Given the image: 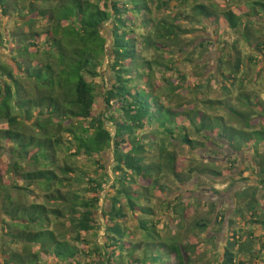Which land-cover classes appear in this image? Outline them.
<instances>
[{
    "label": "trees",
    "instance_id": "obj_1",
    "mask_svg": "<svg viewBox=\"0 0 264 264\" xmlns=\"http://www.w3.org/2000/svg\"><path fill=\"white\" fill-rule=\"evenodd\" d=\"M178 1L0 0V31H6L4 35L0 32V43H15L9 49V57L0 52V125H6L0 127V156L10 153L6 170L0 171V213L4 215L0 219V264H80L84 260L86 264H258L255 260L264 253V234L258 238L256 250L251 231L256 224L264 229V217L257 208V191L264 188V155L258 151L252 158L253 167H257V186L243 189L240 198L245 207L237 208L240 213L236 217L245 221L248 231L240 235L233 229L220 259H202L196 254L199 244L190 241V236L182 237L179 231L167 232L153 208L134 214L141 199L147 201L149 196L161 195V178L167 174L178 176L175 153L168 148L172 139L180 137L181 143L189 146L194 142L189 138L188 127L176 124L183 111L181 106L175 110L167 103L185 80L182 74H175L173 48L185 52L188 59L194 55L187 53L184 41L191 30L181 25L180 13L170 19H158L154 25L151 19L152 11L170 13L178 8L174 5ZM180 1L181 6L187 2ZM261 6L264 9V0H253L251 10ZM191 9L193 17L198 21L207 19L211 25L222 16L231 30L242 29L241 35L248 38L246 25L229 5L217 10L216 3H200ZM10 14L21 18L20 26L26 32L6 28L7 23L3 22ZM254 15L264 19L260 12ZM185 18L190 19L189 15ZM258 44L251 46L260 51L264 40L260 47ZM148 48L156 53L153 60L143 56ZM230 54L223 58V68H228L226 72L230 74L219 72L222 82L225 76L230 80L240 70L236 57ZM220 62L217 59V64ZM154 65L162 69L156 71ZM106 68L112 82L107 87L96 85L94 82ZM157 72L172 92H160L163 89L156 82ZM97 99L99 106L94 111ZM258 103L261 108L250 109L251 114L247 115H256L252 119L264 124V115L260 116L264 106L259 100ZM227 110L244 121L241 111ZM187 115L188 125L196 132L211 133L217 129L218 137L225 139L230 148L234 146L239 151L244 147L226 139L221 130L227 126H213L210 118L193 108ZM196 117H200L198 121ZM153 122L159 123L163 132L160 142L155 140L154 145L158 148V161L146 163V145L140 142L138 132ZM256 132L260 139L251 142L258 147L264 141V126ZM204 136L211 139L206 133ZM127 146L129 149L125 150ZM108 151L113 156L111 174L102 161V154ZM79 158L96 164V176L86 177L77 164ZM249 168L252 169L249 165L243 167L241 174ZM4 174H8L7 179ZM136 182L141 184L132 190L131 185ZM104 190L109 210L102 203ZM161 205L184 218L183 213L175 211L178 204L172 206L164 200ZM127 212L135 215L136 228L142 231L140 243L129 241ZM222 217L219 215L221 222ZM229 225L232 227L234 221L230 220ZM59 226L67 227L73 234L70 240L65 239V234L56 233ZM102 226L105 240L98 243L96 232ZM193 227L204 232L208 220H197ZM146 228L163 242L153 238L151 243ZM90 233L94 234L93 239H88ZM164 236L169 237L168 242ZM243 236L246 239L242 240ZM247 243L254 245L256 251L249 254L250 260L244 249ZM150 244L159 251L163 248L162 258H150ZM141 248L142 255L136 256Z\"/></svg>",
    "mask_w": 264,
    "mask_h": 264
},
{
    "label": "rangeland",
    "instance_id": "obj_2",
    "mask_svg": "<svg viewBox=\"0 0 264 264\" xmlns=\"http://www.w3.org/2000/svg\"><path fill=\"white\" fill-rule=\"evenodd\" d=\"M241 1L247 2L244 4L248 9L250 17L246 16L243 18V23L247 27L246 36L248 40L242 35L238 37V41L235 43L237 49L232 46L233 43H230L228 47L227 40H230L231 35L228 33V30H224L226 23L223 19L219 25L217 18H215L211 25L207 19L198 21V18L192 16L194 15V11L191 9L193 5L200 3L210 5L211 3H216L217 10H221V6L225 2L223 0H187L183 6H181V1L179 0L178 2H174V5H177L178 8H174L170 13L152 11L151 14L152 23L154 25L158 19H162L163 17H169L170 19L173 14L180 13L181 25L191 30L184 41L188 47L187 53L189 54L191 51L194 55L190 56L188 59L186 58L187 55L185 52L179 51L176 46L173 48L174 54L171 58L173 62H177L176 67L174 66V68H176L175 74H182L185 80L182 82L180 90L168 97L167 103L175 110L181 106L183 111L180 114L181 118L176 120V124L178 126L183 124L187 126L189 138L194 142L192 146H189L187 144H182L179 139L180 137H177L178 139H172L171 145H169L168 148L175 153V171L178 176L167 174L161 178L160 182H163L164 185L163 192H160L161 195L156 197L149 196L150 198L147 201L140 198V206L135 208L134 214L138 215L144 208H153L155 216L160 218L167 232L171 231L170 233H172L174 231H179L182 237H192L190 241L199 244L196 254H199L202 259L211 262L214 257L215 259H220L221 254L224 253L225 247L231 239L233 229L240 235H244V232L246 230L248 231V225L245 221L243 222L236 217L240 213L237 208L238 206L245 207V205H242L243 200L240 198L245 185L250 183V181H255V184L258 181L254 173L257 167L254 168L252 165V158L255 157L253 154L258 151L264 155V141H262L258 147L256 143L251 142L260 139V137H257L259 133L256 131L262 130L264 124L261 122L258 123L252 119L253 117H257L256 115H247L248 113L251 114L250 109L261 108L258 100L261 101L264 106V46H261L263 53L260 52L261 50L258 51L251 46L252 44H260L262 42L261 40H264V19H257L254 15L256 11L263 15L264 9L261 6L252 11V2H248L251 0ZM188 15L191 20L185 18V16L188 17ZM248 19L251 22H248ZM3 23H7L6 28L10 27L9 31L11 32L16 28H21L24 32L27 31L25 27L20 26L21 18H18L16 14H10ZM0 32L4 35L6 31L2 29ZM105 34L107 36L108 32L106 31ZM42 40L43 38L41 37L40 43H42ZM240 41L242 44L238 43ZM6 43H0V52L5 57H9L11 53L9 49L10 47H14L15 43ZM217 43L223 46L217 47ZM259 44L258 46L260 47L261 44ZM181 45L183 46L184 42H182ZM229 53H231L230 55H232V58H235L234 53L236 54L237 61L235 64L239 62L240 67L239 73L232 74L234 77L232 80L234 82L233 84L227 79V76H225L222 82V77L219 75L221 71H225V75L230 74L229 71L228 73L226 72L228 68H223V58ZM143 56L145 59L153 60L156 57V53L153 48H148L143 51ZM255 57L258 59L256 60ZM219 58L222 60V63H218L220 68L217 64V59ZM253 60L257 62L260 61L261 63H255ZM165 62H167V60ZM158 69H162V67L154 65V70L159 71ZM109 71L110 70L107 68L103 70V76L97 78L94 83L96 85L109 86L112 82ZM168 73L170 74L171 72ZM168 73L167 76L169 75ZM159 75L160 74L157 72L156 82L157 84L159 82L163 89V91L160 92L164 94L172 92L168 91V85L160 79ZM153 81L155 83V79H153ZM241 81L242 86L238 88ZM155 87H157V85ZM161 97V102H166L163 99V95ZM98 100L99 99L95 100L93 107L94 111L99 106ZM192 108L195 111L205 114V117L210 118L211 121H213V126H220V124L227 126L221 130L222 134H224L226 139L230 141V143L232 142L233 145L244 146L242 150L236 153L233 149L234 146L230 148L225 139L218 137L216 131L219 132V130L217 129L211 133L196 132L191 125H188L187 121V112ZM227 108L241 111L240 113L244 114V121H240L236 117H233V115H230ZM261 114L260 116L263 118L264 113ZM199 118L196 117V121H198ZM219 119H221V121H219ZM0 127H6V125L2 124ZM162 132L160 124L156 122L146 123L144 128L138 132L140 142L146 145V152L144 154L146 163H156L158 161L159 152L157 146L154 145L157 141L160 142L159 139ZM205 133L209 135L211 139L206 138L204 136ZM155 140L157 141L155 142ZM247 143L248 146H245ZM128 149L129 146L125 148V150ZM9 154V152H5V154L0 156L1 172L6 170ZM102 161L105 165L106 172L111 174L113 166L112 153L110 151L103 153ZM77 164L81 170L85 171L86 177L96 176V164L88 162L85 158H79ZM248 165L252 169L249 168L248 172L241 174L243 167ZM210 170L219 172L220 174H212ZM4 177L7 179L8 174H4ZM140 184V182L133 183L131 189H137ZM105 190L102 192V203L106 209L109 210L110 203L107 200ZM257 192V203H259V200L264 201V188H260ZM164 200L170 202L172 206L178 204L175 207V211L183 213L184 218L181 216L179 217L178 213L171 212V209L169 212L166 211L167 209L165 206L161 205ZM262 207L264 208V204H262ZM260 212L263 214L262 217H264V210ZM134 214L127 212V219L125 220V225L127 227L126 231L127 229L130 231L129 241L132 244L140 243L142 238V231L136 228L137 220ZM216 214L217 218L215 219ZM245 214L246 220L248 218V213L246 212ZM219 215H223L222 222L220 221ZM3 216V213H0V219L4 218ZM201 219L208 220V227L204 232H199V230L193 227L194 222ZM230 220L234 221L232 227L229 225ZM178 225L181 227L178 229L175 228V226ZM259 226L260 225H255L251 230L255 242V244H253L256 250L259 245L258 238L261 236L260 234H262ZM149 229L146 230V233L151 236V243L154 242L153 238L156 239L157 242L159 240L163 242V238H160L159 235H156ZM55 231L57 234H65V239L67 240H70L73 236L65 226H59ZM102 232L103 226L99 230L97 229L96 232L98 243H102L105 240ZM161 233L164 234L165 230L161 231ZM93 235L94 234L90 233L87 236L88 239H93ZM164 238L166 242L169 241L168 236H164ZM211 238H213L212 241ZM244 239H246L245 236H243L242 240ZM254 245L245 244L244 249L247 260L252 258L249 254H256ZM80 246L85 249L84 244H80ZM147 250L151 252V254H149L151 259L152 255L157 257L156 260L163 257V248L159 251L153 244H150V246H147ZM135 255L141 256L142 248L139 249ZM184 256L186 257L187 254L184 253ZM255 261L258 264H264V253ZM158 262L161 263L160 261ZM72 264H74V261ZM80 264H86V261L84 260ZM212 264H214V262ZM249 264H251V262H249Z\"/></svg>",
    "mask_w": 264,
    "mask_h": 264
},
{
    "label": "crops",
    "instance_id": "obj_3",
    "mask_svg": "<svg viewBox=\"0 0 264 264\" xmlns=\"http://www.w3.org/2000/svg\"><path fill=\"white\" fill-rule=\"evenodd\" d=\"M223 1H225L224 2V4L221 6L222 8L223 7H226V6H228L229 5V8L236 14V15H238V16H240L241 17V21H243V18L244 17H246L247 16V14H249L248 13V9L246 8V6H245V4L244 3H247V2H242L241 4H228V0H223ZM248 2H252V6H253V0H251V1H248ZM250 17V16H249ZM256 17V16H255ZM257 18V17H256ZM222 19H223V21L226 23L225 24V27H224V30L226 29V30H228V33H230V35H231V38H230V40H227V42H228V47H229V45H230V43L232 44V46L233 47H235V43H237V41H238V37H240L241 36V32H242V29H238V30H231L229 27H228V25H227V22L225 21V19L222 17V16H220L219 17V19H218V24L220 25V22H222ZM257 19H259V18H257ZM248 22H251L249 19H248ZM256 24V23H255ZM261 30H263V29H261ZM240 40V39H239ZM261 41H263V40H261ZM238 43H240V44H242L241 43V41L240 42H238ZM217 45V47L218 46H220V47H222L223 45L222 44H220L219 45V43H217L216 44ZM218 49V48H217ZM230 52H231V50H230ZM235 52V51H234ZM235 56V55H234ZM236 57V56H235ZM235 59V58H234ZM234 78V77H233ZM232 78V79H233ZM232 79H230V81H231V84H233L234 82L232 81ZM241 86H242V81L240 82V84H239V86H238V88H241ZM256 178V177H255ZM251 186H257V182H256V184H255V181H250V183H248V184H246L245 185V187L244 188H246V187H251ZM259 203L257 204V208L259 209V211H258V213H259V215H263L260 211H262V210H264V208L262 207V204H264V201H262V200H259L258 201ZM262 209V210H261ZM256 225H260V224H256ZM260 228H261V233L262 234H264V229L261 227V226H259ZM261 235V234H260Z\"/></svg>",
    "mask_w": 264,
    "mask_h": 264
},
{
    "label": "flooded vegetation",
    "instance_id": "obj_4",
    "mask_svg": "<svg viewBox=\"0 0 264 264\" xmlns=\"http://www.w3.org/2000/svg\"><path fill=\"white\" fill-rule=\"evenodd\" d=\"M235 152V151H234ZM236 153H237V151H236ZM245 189V188H244Z\"/></svg>",
    "mask_w": 264,
    "mask_h": 264
}]
</instances>
